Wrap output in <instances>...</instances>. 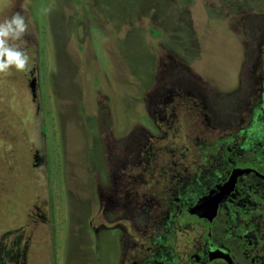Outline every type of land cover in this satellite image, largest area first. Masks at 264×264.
Listing matches in <instances>:
<instances>
[{"label": "rangeland", "instance_id": "rangeland-1", "mask_svg": "<svg viewBox=\"0 0 264 264\" xmlns=\"http://www.w3.org/2000/svg\"><path fill=\"white\" fill-rule=\"evenodd\" d=\"M17 12L28 23L17 43L30 70L0 74V212L16 211L19 196V214L0 219V264H122L123 242L136 235L105 199L145 195L141 183L137 194L115 193L111 180L148 171L118 144L146 138L159 155L184 154L207 134L188 132L187 101L152 103L173 82L155 75L159 60L171 56L197 104L198 92L212 102L217 85L247 92L260 74L243 53L264 0H0V22Z\"/></svg>", "mask_w": 264, "mask_h": 264}, {"label": "flooded vegetation", "instance_id": "flooded-vegetation-1", "mask_svg": "<svg viewBox=\"0 0 264 264\" xmlns=\"http://www.w3.org/2000/svg\"><path fill=\"white\" fill-rule=\"evenodd\" d=\"M249 27L243 54L260 75L245 93L236 85H217L212 102L205 103L207 96L198 92L197 104L188 91L197 88L178 77L171 56L159 60L155 75L173 82L152 103L167 107L171 99L187 101L195 112L188 132L207 134L184 154L167 148L159 155L157 148L145 149L146 138H134L128 148L124 140L118 144L131 165L148 171L143 179L125 175L121 181L115 171L111 180L115 193L134 187L137 194L141 183L145 195L134 194L131 201L127 193L125 202L117 196L105 199L127 212L138 239L124 240L122 264H264V21ZM186 138L193 142L192 136ZM131 251L132 261L123 263Z\"/></svg>", "mask_w": 264, "mask_h": 264}, {"label": "clouds", "instance_id": "clouds-1", "mask_svg": "<svg viewBox=\"0 0 264 264\" xmlns=\"http://www.w3.org/2000/svg\"><path fill=\"white\" fill-rule=\"evenodd\" d=\"M28 23L19 12L0 22V74L29 71V56L17 42L24 39Z\"/></svg>", "mask_w": 264, "mask_h": 264}, {"label": "trees", "instance_id": "trees-1", "mask_svg": "<svg viewBox=\"0 0 264 264\" xmlns=\"http://www.w3.org/2000/svg\"><path fill=\"white\" fill-rule=\"evenodd\" d=\"M156 34L158 32H155ZM225 79V78H223ZM227 80H229L227 78ZM225 83H227L226 79L224 80ZM12 198L13 200L11 201L12 204H16V211L15 210H12V209H9L7 206H6V209L3 210L4 212H0V219H12L14 218L17 214H19L17 212V205H18V201H19V196L17 194H14L12 195ZM0 208L3 209L2 205H0ZM12 249V248H11Z\"/></svg>", "mask_w": 264, "mask_h": 264}, {"label": "water", "instance_id": "water-1", "mask_svg": "<svg viewBox=\"0 0 264 264\" xmlns=\"http://www.w3.org/2000/svg\"><path fill=\"white\" fill-rule=\"evenodd\" d=\"M33 83L34 82H32V84H31V87L33 88ZM32 92H33V95L35 94V92H34V89H32Z\"/></svg>", "mask_w": 264, "mask_h": 264}]
</instances>
